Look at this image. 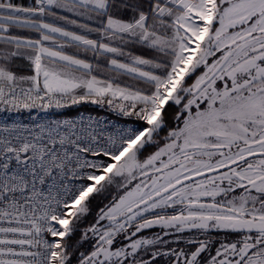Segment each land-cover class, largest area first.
<instances>
[{"label": "snow or ice", "instance_id": "snow-or-ice-1", "mask_svg": "<svg viewBox=\"0 0 264 264\" xmlns=\"http://www.w3.org/2000/svg\"><path fill=\"white\" fill-rule=\"evenodd\" d=\"M0 264H264V0H0Z\"/></svg>", "mask_w": 264, "mask_h": 264}, {"label": "built area", "instance_id": "built-area-1", "mask_svg": "<svg viewBox=\"0 0 264 264\" xmlns=\"http://www.w3.org/2000/svg\"><path fill=\"white\" fill-rule=\"evenodd\" d=\"M85 106H82L80 109H70L68 110L69 112H71V114L75 115L78 111H88V112H93V113H100V114H105L103 112H97V111H94V110H89V109H85L84 108ZM23 118L24 119H27V114H24L23 115Z\"/></svg>", "mask_w": 264, "mask_h": 264}, {"label": "trees", "instance_id": "trees-1", "mask_svg": "<svg viewBox=\"0 0 264 264\" xmlns=\"http://www.w3.org/2000/svg\"><path fill=\"white\" fill-rule=\"evenodd\" d=\"M84 108H85V109H89V110H94V111H97V112H103L102 110H100V109H96V108L93 107V106H85Z\"/></svg>", "mask_w": 264, "mask_h": 264}, {"label": "crops", "instance_id": "crops-1", "mask_svg": "<svg viewBox=\"0 0 264 264\" xmlns=\"http://www.w3.org/2000/svg\"><path fill=\"white\" fill-rule=\"evenodd\" d=\"M94 107V106H93Z\"/></svg>", "mask_w": 264, "mask_h": 264}]
</instances>
